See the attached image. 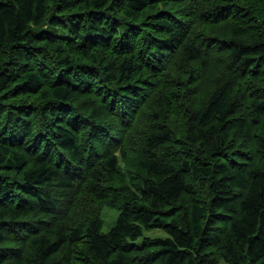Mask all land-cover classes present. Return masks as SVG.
<instances>
[{
    "label": "trees",
    "instance_id": "trees-1",
    "mask_svg": "<svg viewBox=\"0 0 264 264\" xmlns=\"http://www.w3.org/2000/svg\"><path fill=\"white\" fill-rule=\"evenodd\" d=\"M222 262L264 264V0H0V264Z\"/></svg>",
    "mask_w": 264,
    "mask_h": 264
},
{
    "label": "rangeland",
    "instance_id": "rangeland-1",
    "mask_svg": "<svg viewBox=\"0 0 264 264\" xmlns=\"http://www.w3.org/2000/svg\"><path fill=\"white\" fill-rule=\"evenodd\" d=\"M118 215V210L109 208V207H104L101 211V217L103 220V225H102V231L107 232L115 223L116 217ZM164 237L166 234L161 231V230H151V231H144L143 236L136 240L134 243L136 245H140L143 242L144 237ZM221 264H226L225 262H222Z\"/></svg>",
    "mask_w": 264,
    "mask_h": 264
},
{
    "label": "bare ground",
    "instance_id": "bare-ground-1",
    "mask_svg": "<svg viewBox=\"0 0 264 264\" xmlns=\"http://www.w3.org/2000/svg\"><path fill=\"white\" fill-rule=\"evenodd\" d=\"M216 42H214L213 44H215ZM209 45V44H208ZM212 45V44H211ZM213 46V45H212ZM218 46V45H217ZM211 47V46H210ZM216 47V46H215Z\"/></svg>",
    "mask_w": 264,
    "mask_h": 264
}]
</instances>
